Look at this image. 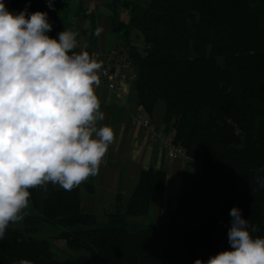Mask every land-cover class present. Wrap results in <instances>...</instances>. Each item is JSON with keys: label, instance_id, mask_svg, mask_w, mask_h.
Wrapping results in <instances>:
<instances>
[{"label": "trees", "instance_id": "trees-1", "mask_svg": "<svg viewBox=\"0 0 264 264\" xmlns=\"http://www.w3.org/2000/svg\"><path fill=\"white\" fill-rule=\"evenodd\" d=\"M4 2L16 14L47 12L53 38L70 12V0H52L53 8L48 0ZM117 5L129 8L126 19L115 14ZM108 7L112 30L135 68L138 112L150 118L156 103H164L172 143L200 167V177L161 224L133 220L162 193L166 175L159 169L142 170L125 206L118 202L105 221L82 212L78 187L30 189L24 219L10 224L0 241V264L206 262L232 250L233 207L256 226L254 238L264 237V186L257 182L264 180V0H113ZM134 30L143 38L141 48L130 42ZM190 214L202 215L203 223L184 222L181 216ZM40 227L57 230L70 249L88 253L55 259L50 240L33 236Z\"/></svg>", "mask_w": 264, "mask_h": 264}, {"label": "clouds", "instance_id": "clouds-1", "mask_svg": "<svg viewBox=\"0 0 264 264\" xmlns=\"http://www.w3.org/2000/svg\"><path fill=\"white\" fill-rule=\"evenodd\" d=\"M48 6L54 7L52 0ZM51 30L47 12L16 14L0 0V241L10 224L24 219L30 189L46 192L51 183L73 190L98 174L116 140L110 126L98 127L104 119L96 92L102 61L74 51L76 31L53 38ZM229 215L232 250L194 264H264V237H253L257 228L240 208Z\"/></svg>", "mask_w": 264, "mask_h": 264}, {"label": "crops", "instance_id": "crops-1", "mask_svg": "<svg viewBox=\"0 0 264 264\" xmlns=\"http://www.w3.org/2000/svg\"><path fill=\"white\" fill-rule=\"evenodd\" d=\"M112 1L70 0V12L64 19V29L76 31L77 40L86 41L89 54L94 50L104 52L111 49L127 52L125 44L112 30L113 12L108 7ZM115 12L120 19H126L124 16L127 11L124 8L117 5ZM97 28L102 29L99 36L94 34ZM130 42L139 48L143 46V38L136 30L131 33ZM74 51L80 52L78 48ZM129 70L130 73H135L132 65ZM122 87L121 97H117L102 84L96 89L101 103L100 110L104 113V119L98 122V127L110 126L115 132L116 140L109 146L98 174L78 186L80 209L105 221L118 202L125 206L140 172L154 168L165 172L164 189L159 196L152 198L149 212L133 220L140 225L161 224L175 211L191 182L200 177V167L192 163L177 146V156L168 157L160 139H151L139 122L132 123V116L142 108L138 104L133 81L129 80ZM163 115L164 108H157L156 103L149 117L162 130L163 135L171 134V130L163 123ZM55 187L61 189L58 185ZM201 219L199 214L185 215L182 218L184 222L193 224L199 223Z\"/></svg>", "mask_w": 264, "mask_h": 264}, {"label": "built area", "instance_id": "built-area-1", "mask_svg": "<svg viewBox=\"0 0 264 264\" xmlns=\"http://www.w3.org/2000/svg\"><path fill=\"white\" fill-rule=\"evenodd\" d=\"M78 49L80 51L88 50L86 41L77 40ZM86 44L87 47H83ZM98 61H102L103 67L100 78L101 84L108 90L114 92L117 97L123 94V85L129 80H134L135 73H130L129 67L131 65L128 59L127 52H119L115 49L108 51L94 50L89 54ZM132 123L139 122L144 129H146L153 140L160 139L167 150L168 157H176V146L172 143L171 134H162V130L158 128L155 123L142 112H136L132 118Z\"/></svg>", "mask_w": 264, "mask_h": 264}, {"label": "rangeland", "instance_id": "rangeland-1", "mask_svg": "<svg viewBox=\"0 0 264 264\" xmlns=\"http://www.w3.org/2000/svg\"><path fill=\"white\" fill-rule=\"evenodd\" d=\"M129 2H133L134 0H126ZM142 3V2H140ZM119 8H124L127 12L125 14V18L128 17L129 14V8H126L122 5H118ZM161 107L162 109L164 108V103L162 101L157 102V108ZM200 215V214H199ZM201 216V221L199 223H196L197 225H201L203 223V217ZM185 215H182L181 218H184ZM20 222L15 224V226H19ZM57 230H49L47 227H40L37 232L33 234L34 237L36 238H46L50 240L51 243V250L53 257L58 260H67V259H76L79 255L82 254H87V250H75V249H70L67 245L66 242L57 237L58 232Z\"/></svg>", "mask_w": 264, "mask_h": 264}]
</instances>
